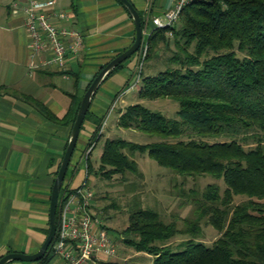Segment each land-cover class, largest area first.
Here are the masks:
<instances>
[{
    "label": "trees",
    "instance_id": "trees-1",
    "mask_svg": "<svg viewBox=\"0 0 264 264\" xmlns=\"http://www.w3.org/2000/svg\"><path fill=\"white\" fill-rule=\"evenodd\" d=\"M147 40L146 60L172 43L174 49L164 69L150 75L142 70L139 98L176 99L177 117L139 101L128 105L118 125L158 139L140 143L106 138L97 168L91 154L86 159V179L94 171L129 181L133 196L123 240L155 255L152 264H264V0H189L177 24L153 28ZM39 106L48 118L58 120ZM101 125L90 142L102 138ZM137 151L147 152L178 176L212 174L223 178L226 187L222 190L215 182L202 189L182 188L181 195L195 210L182 227L176 220L166 221L159 210L144 205L137 183L130 181V175L143 178L134 158ZM237 195L243 200L236 202ZM203 220L220 232L212 245L189 238L171 248L177 233L201 236ZM53 258L50 246L35 264ZM98 264L125 263L111 259Z\"/></svg>",
    "mask_w": 264,
    "mask_h": 264
},
{
    "label": "crops",
    "instance_id": "crops-1",
    "mask_svg": "<svg viewBox=\"0 0 264 264\" xmlns=\"http://www.w3.org/2000/svg\"><path fill=\"white\" fill-rule=\"evenodd\" d=\"M131 1L142 16L144 30L152 26L153 17H163L175 2ZM26 3L0 0V258L13 251L37 252L46 240L53 185L69 141L74 110L93 78L126 50L136 35L133 17L119 0H55L54 8L66 10L70 21L58 16L54 21L75 25L84 35V46L69 60L67 73L50 68L30 70L26 12L16 6ZM139 59L138 51L107 76L95 94L78 138L77 145L82 148L74 169L84 161V152L116 96L135 78ZM133 90L125 91L121 104ZM39 103L58 120L48 118ZM121 104L114 108L118 111L117 125L121 112L132 103ZM72 179H65L63 186L75 188L81 184L72 185ZM93 204L95 208L98 205L95 198ZM118 249L113 260L123 257L120 246ZM128 250L135 255L146 254L152 264L153 255L132 246ZM28 262L12 260L7 264Z\"/></svg>",
    "mask_w": 264,
    "mask_h": 264
},
{
    "label": "rangeland",
    "instance_id": "rangeland-1",
    "mask_svg": "<svg viewBox=\"0 0 264 264\" xmlns=\"http://www.w3.org/2000/svg\"><path fill=\"white\" fill-rule=\"evenodd\" d=\"M172 49H174L173 43L169 49L160 50V54L157 57L145 60L144 67L142 68L144 75L156 74L158 71L167 67L169 65L168 59L173 53ZM139 87L140 85L134 88L126 97V102L121 104L120 100L114 107L110 106L106 111L103 120V122L106 121L105 133L98 142V145L96 144L91 151V160L95 168H97L102 153V145L108 137H120L140 143L158 139L157 137L149 136L148 133L143 131L118 126V111L114 108L118 107L120 104L124 107L129 103L139 101L153 110L161 111L167 116L177 117L179 102L176 99L170 97H161L152 100L140 99L138 95L136 97ZM91 142H89L84 155L93 144V140ZM250 145L253 144H248L246 147L249 148L251 147ZM81 148L82 146L78 143L66 176V180L73 178L72 185L82 183L87 177L85 158L83 162L79 163L77 169H74L75 162L77 161V154ZM134 158L138 161L139 169L143 173V178L134 175H130L129 178L130 181H135L137 183L136 190L140 191L144 205L159 210L166 221L176 220L181 227L184 225V219L192 215L195 210V205L189 200L186 201L181 195L182 188L190 189L192 187H198L202 189L207 184L215 182L221 185L222 190L226 187L223 178L218 179L212 174H204L196 178H183L181 175L178 176L171 168L160 165L157 160L147 152L141 153L137 151ZM88 181L95 191V202L98 204L96 209L100 212L105 227L115 240L116 245L118 247L120 246V253L123 256L120 258L121 262L125 264H151V260L147 262L146 254L135 255L131 253V251L128 250L130 245L123 240V236H126L123 230L129 223L128 205L133 196L129 191L130 187L127 185L129 181H123L116 177L106 178L100 175L98 176L94 171L90 172ZM241 200H243V196L237 195L235 201L239 202ZM219 235L220 232L217 228L203 220L201 236L194 237L188 233H177L170 241L172 245L171 248L173 250L178 249L180 243L189 238L202 241L206 245H212L213 241ZM121 246L124 247V251H121ZM28 264L34 263L29 261Z\"/></svg>",
    "mask_w": 264,
    "mask_h": 264
},
{
    "label": "built area",
    "instance_id": "built-area-1",
    "mask_svg": "<svg viewBox=\"0 0 264 264\" xmlns=\"http://www.w3.org/2000/svg\"><path fill=\"white\" fill-rule=\"evenodd\" d=\"M188 1L175 0L163 17L152 18V26L144 30L135 78L126 90L136 88L141 83V72L149 51L147 37L151 30L175 25ZM16 6L23 7L26 12L30 70L50 68L67 73L69 60L79 55L84 46V35L75 25H58L54 21L55 16L70 21L69 13L66 10L57 11L54 8L55 0H27L25 5ZM125 91L116 96L112 107L122 99ZM105 124L106 121L102 123L100 133L104 132ZM96 144L93 141L84 155L85 159ZM94 198L95 191L87 179L75 188L63 190L58 207V228L51 244L54 258L48 264H98L101 260H111L117 256L118 246L105 227L100 212L94 207Z\"/></svg>",
    "mask_w": 264,
    "mask_h": 264
},
{
    "label": "water",
    "instance_id": "water-1",
    "mask_svg": "<svg viewBox=\"0 0 264 264\" xmlns=\"http://www.w3.org/2000/svg\"><path fill=\"white\" fill-rule=\"evenodd\" d=\"M126 8L129 10L131 16L133 17L135 27H136V35L133 43L124 51L117 54L114 58H112L93 78L87 90L85 91L82 100L80 102V106L76 115V119L71 129L69 141L66 147V151L64 153L63 159L60 164V168L58 170V174L56 176L52 195H51V203H50V231L46 240L40 247L37 252L34 253H24V252H9L3 255L0 258V264H7L12 260H23L35 262L42 259L47 251L49 250L56 232L58 228V207L61 196V191L63 188L64 181L67 176V172L72 161V157L74 155L78 138L82 129L83 122L86 118L89 107L92 103V100L97 93L98 89L102 85L103 81L109 76L121 63L129 59L133 54L138 52L141 48L143 38H144V27L142 16L135 5L131 0H121Z\"/></svg>",
    "mask_w": 264,
    "mask_h": 264
}]
</instances>
